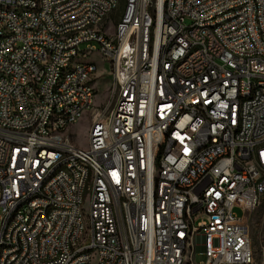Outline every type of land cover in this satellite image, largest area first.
<instances>
[{"label": "built area", "instance_id": "2783aa9c", "mask_svg": "<svg viewBox=\"0 0 264 264\" xmlns=\"http://www.w3.org/2000/svg\"><path fill=\"white\" fill-rule=\"evenodd\" d=\"M115 4L0 0V264H88L91 245L97 264H248L249 216L264 194V144L254 145L264 136V0H131L121 26L104 21ZM94 20L101 30L88 28ZM74 53L103 54L122 90L114 111L101 90L87 154L71 132L90 100L85 69L67 73ZM58 76L65 85L54 90ZM241 94L255 101L237 117ZM202 106L218 126L204 122ZM236 122L243 130L230 133ZM84 176L88 233L77 215ZM188 249L205 259L187 260Z\"/></svg>", "mask_w": 264, "mask_h": 264}, {"label": "bare ground", "instance_id": "6f19581e", "mask_svg": "<svg viewBox=\"0 0 264 264\" xmlns=\"http://www.w3.org/2000/svg\"><path fill=\"white\" fill-rule=\"evenodd\" d=\"M123 4V11L121 18L116 19L115 26H121L123 22V16L127 14L131 6V0H116L115 9H107L104 12V21L115 16L121 10ZM10 2L2 1V10H9ZM20 14H34V6H22L20 7ZM102 20L88 21V28L90 30H101ZM177 29L181 30V35H188V27L186 22H177ZM1 32H8L7 24H0ZM87 31V24H79L77 26V34H84ZM200 44H207V37H200ZM89 58V54L86 53H74V60H71V65L67 66V73H79V69H85L83 76V88L86 91H90L89 107L82 109L81 115L84 111L90 114V118H97L98 114L103 113V106L96 108L93 106L94 97L96 90L93 86L94 75L97 72V65L93 62H89L86 59ZM65 85V76H58V80L53 81V89L61 90ZM232 86H239V78H232ZM214 93H221V82H214ZM113 97V98H112ZM122 90H113L111 88L110 97L107 101V111H114V99H121ZM255 101V94H241V98L238 99L237 103V117H244V107L246 102ZM71 114V104H64L62 108V116H69ZM201 115L204 117V122H210L211 126H218V119L211 118L210 106L201 107ZM107 128H114V121H107ZM243 130V122H236L233 126H230V133H238ZM264 144V136H256L254 138V145ZM91 152V144L89 142L88 148L80 147V154H87ZM91 183L92 176H84L83 183L80 186V195L77 197V215L79 219L80 233H88L90 229L91 214L89 208H85L86 202L91 201ZM264 194H260V201H264ZM110 201L119 202L118 190L110 191ZM182 212H189V204H182ZM119 229H128V218L127 216H119ZM84 243H92V234L84 235ZM248 246L250 248L248 264H253L254 254L252 250V239L251 229L249 223L248 229ZM96 252L100 255V248L98 245H91L90 255L88 256V264L92 259V253ZM196 252L195 249H188L187 260H195Z\"/></svg>", "mask_w": 264, "mask_h": 264}, {"label": "rangeland", "instance_id": "374dc122", "mask_svg": "<svg viewBox=\"0 0 264 264\" xmlns=\"http://www.w3.org/2000/svg\"><path fill=\"white\" fill-rule=\"evenodd\" d=\"M123 11V4L121 5V10L115 16L111 17L109 21L114 20V26L116 25V19L121 18V14ZM88 42L82 43L81 48H87ZM93 45L99 48L97 42H92ZM89 62H93L97 65V69H99V80H94V88L96 90L93 106L96 108H101L103 105L99 104V95L101 90L103 91V98H107V101L110 97L111 88V65H107V63L103 62V54H91V60L86 59ZM97 72L94 75L93 79H96ZM89 120L90 114L86 111L82 113L79 117V124L74 126L71 129L72 133H75V142L82 148H88V132H89ZM264 200V199H263ZM89 205V202H86V206ZM88 209V208H87ZM236 213H239L238 210H235ZM249 223L251 229V239H252V250L254 254V262L253 264H264V250H263V235H264V201H262L261 205L256 209V211L249 216ZM196 261H201L205 259L204 255L196 254ZM98 255L96 252L92 253V259L90 264H97Z\"/></svg>", "mask_w": 264, "mask_h": 264}, {"label": "trees", "instance_id": "16d2710c", "mask_svg": "<svg viewBox=\"0 0 264 264\" xmlns=\"http://www.w3.org/2000/svg\"><path fill=\"white\" fill-rule=\"evenodd\" d=\"M262 244H263V250H264V235H263V241H262Z\"/></svg>", "mask_w": 264, "mask_h": 264}]
</instances>
